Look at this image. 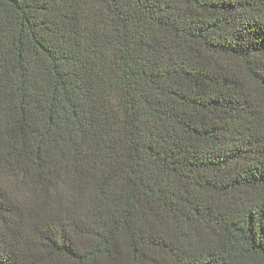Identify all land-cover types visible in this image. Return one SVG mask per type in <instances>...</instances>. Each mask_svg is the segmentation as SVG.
I'll return each instance as SVG.
<instances>
[{
	"label": "trees",
	"instance_id": "1",
	"mask_svg": "<svg viewBox=\"0 0 264 264\" xmlns=\"http://www.w3.org/2000/svg\"><path fill=\"white\" fill-rule=\"evenodd\" d=\"M0 264H264V0H0Z\"/></svg>",
	"mask_w": 264,
	"mask_h": 264
}]
</instances>
